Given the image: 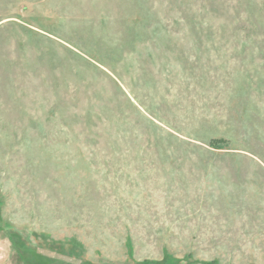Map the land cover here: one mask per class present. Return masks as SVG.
Segmentation results:
<instances>
[{"label":"rangeland","instance_id":"1","mask_svg":"<svg viewBox=\"0 0 264 264\" xmlns=\"http://www.w3.org/2000/svg\"><path fill=\"white\" fill-rule=\"evenodd\" d=\"M0 264H264V0H0Z\"/></svg>","mask_w":264,"mask_h":264}]
</instances>
